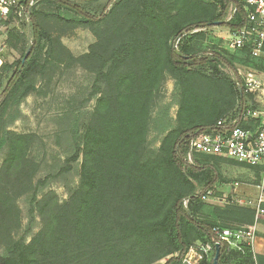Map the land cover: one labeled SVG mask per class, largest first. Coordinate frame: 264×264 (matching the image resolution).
Returning a JSON list of instances; mask_svg holds the SVG:
<instances>
[{
    "label": "trees",
    "instance_id": "trees-1",
    "mask_svg": "<svg viewBox=\"0 0 264 264\" xmlns=\"http://www.w3.org/2000/svg\"><path fill=\"white\" fill-rule=\"evenodd\" d=\"M103 3L40 0L29 23L8 28L6 44L19 47L22 57L0 66V149L5 148L0 264H155L175 253L165 264H179L192 244L214 240V227L236 229L255 222L251 205L203 199L223 180L221 162L234 160L200 153L193 163L185 158L188 137L199 130L221 120L251 130L261 123L246 117L260 107L255 94L221 65L235 73L238 63L264 69V56H255L250 44L235 52L220 40L204 46L215 22L233 31L244 24V10L240 7L225 22L231 0ZM49 17L87 27L97 40L75 55L44 25ZM29 45L31 53L23 61ZM75 68L94 76L89 97L97 96L84 127L77 119L72 126L74 152L68 160L82 158L80 181L67 199L53 189L39 195L45 182L36 179L41 163L33 150L43 140L35 132L8 129L6 118L14 104L38 91V76L52 78ZM168 78L175 80L174 119L167 108L155 115ZM154 126L164 133L159 147L151 148ZM253 169L260 177V168ZM197 183L203 186L200 193ZM26 195L31 214L40 218V229L29 241L16 236L23 224L18 199ZM219 264H264V255L247 245L222 246Z\"/></svg>",
    "mask_w": 264,
    "mask_h": 264
},
{
    "label": "rangeland",
    "instance_id": "rangeland-1",
    "mask_svg": "<svg viewBox=\"0 0 264 264\" xmlns=\"http://www.w3.org/2000/svg\"><path fill=\"white\" fill-rule=\"evenodd\" d=\"M74 1L83 3L88 0ZM107 1L109 0H104L103 4ZM94 7L101 9L102 6L99 2H96ZM10 20L9 18L0 25V66L3 62L13 63L22 57V50L19 47L8 46L6 39L8 28L14 25L21 26L23 21L15 17L11 22ZM44 25L53 35L61 36L65 45L75 55L87 52L90 44L97 40L89 28L69 25L54 17L44 19ZM27 32L28 38L30 37L29 44H32L31 33L29 30ZM207 35L205 48H209V44H215V42L218 44L220 40V45L225 46L224 48H227L230 52H235L229 47V31L226 26H211ZM221 67L230 75L241 78L242 81H245L247 76H264V69H258L243 63L237 64V73L226 65H221ZM93 81L94 76L81 68L71 69L65 73L57 72L52 78L38 76L36 79L38 91L28 95L9 109L6 118L8 129L17 132H35L43 140L33 150V155L41 163L36 179L45 182L44 186L39 189V195L53 189L61 199H67L71 191L79 184L82 158L80 157L76 161L68 160V157L74 152L72 126L75 119H77L80 128H83L88 122L97 98V96L89 97ZM175 91V80L168 78L164 88L165 98L161 103L162 109L158 108L155 115L167 108L170 117L172 119L176 117ZM163 133L157 127H153L149 139L151 148L159 147ZM4 154L5 148L0 149V164ZM220 169L223 180L215 184L214 190L210 191V194L219 192L221 195H208L203 198L205 201L217 205H225L231 201L239 205L250 206L248 201H254L258 198L260 193L258 185L262 179L261 172L260 177H257L256 170L234 161H222ZM202 190L203 186L197 183V193L202 192ZM18 204L21 207L23 224L20 230L16 232V236L24 235L29 241L32 235L40 229V218L38 215L33 216L30 212L29 195L20 197ZM257 240L254 247L255 253H257L255 250ZM3 252L4 248L0 246V255ZM176 254L169 255L155 264H165L168 258Z\"/></svg>",
    "mask_w": 264,
    "mask_h": 264
},
{
    "label": "built area",
    "instance_id": "built-area-1",
    "mask_svg": "<svg viewBox=\"0 0 264 264\" xmlns=\"http://www.w3.org/2000/svg\"><path fill=\"white\" fill-rule=\"evenodd\" d=\"M40 0H0V25L13 14L16 19L29 23L31 9ZM225 22H230L239 12H245L244 24L229 31V47L233 50L242 49L250 44L255 56H264V0H231ZM194 31H197L194 30ZM244 85L246 91L256 96L260 107L248 110L247 116L261 119L256 130L236 125V121H219L215 126L199 130L188 137L186 160L194 162L196 153L218 155L245 164L251 168H260L261 183L259 196L248 203L256 208L255 222L240 228L214 227V240L192 244L182 256L179 264H213L216 245L242 249L247 245L254 250L257 240V223L264 214V76H247ZM211 192L209 191L208 194ZM204 196L203 198H205ZM188 199L184 204L187 205ZM179 253L176 254V256Z\"/></svg>",
    "mask_w": 264,
    "mask_h": 264
},
{
    "label": "crops",
    "instance_id": "crops-1",
    "mask_svg": "<svg viewBox=\"0 0 264 264\" xmlns=\"http://www.w3.org/2000/svg\"><path fill=\"white\" fill-rule=\"evenodd\" d=\"M0 62H1V60H0ZM255 99H256V96H255ZM177 108H178V106H177ZM257 238H258V240H257L255 250H256L257 254L264 255V214L260 217V219L257 223Z\"/></svg>",
    "mask_w": 264,
    "mask_h": 264
},
{
    "label": "water",
    "instance_id": "water-1",
    "mask_svg": "<svg viewBox=\"0 0 264 264\" xmlns=\"http://www.w3.org/2000/svg\"><path fill=\"white\" fill-rule=\"evenodd\" d=\"M221 24H222V21H217V22L214 23V25H221ZM30 53H31V45L27 49V52L25 54V57H24L23 61H25L28 58ZM240 91L242 92L241 88H240ZM220 255H221V249H220V246L217 244L216 245V250H215V255H214V258H213V264H219Z\"/></svg>",
    "mask_w": 264,
    "mask_h": 264
}]
</instances>
